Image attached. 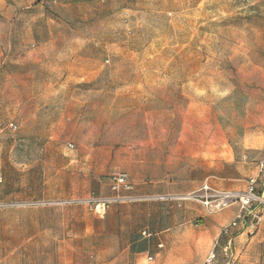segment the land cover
Returning a JSON list of instances; mask_svg holds the SVG:
<instances>
[{
    "label": "rangeland",
    "instance_id": "obj_1",
    "mask_svg": "<svg viewBox=\"0 0 264 264\" xmlns=\"http://www.w3.org/2000/svg\"><path fill=\"white\" fill-rule=\"evenodd\" d=\"M9 37L40 62L16 80L35 93H0V217L22 216L0 218V262L23 225L28 246H89L77 262L228 264L240 206L215 192L264 189V0H0ZM229 237L234 264H264V221Z\"/></svg>",
    "mask_w": 264,
    "mask_h": 264
},
{
    "label": "crops",
    "instance_id": "obj_2",
    "mask_svg": "<svg viewBox=\"0 0 264 264\" xmlns=\"http://www.w3.org/2000/svg\"><path fill=\"white\" fill-rule=\"evenodd\" d=\"M17 40L9 37L4 41H0V70L5 69L4 74L0 78L5 79H14L12 82H0V93L6 94H15L19 93H35V87L30 85V81L25 83L16 82L17 79H30L35 78L37 75L35 74L36 65L40 62L38 59L40 47L37 43H29V45L16 43ZM27 45V46H26ZM18 47L19 50H16ZM20 47V48H19ZM26 49V51L23 50ZM18 52V54L14 52ZM16 59V60H14ZM15 64V65H13ZM18 64V65H17ZM2 66V67H1ZM34 73V74H33ZM2 81V80H1ZM18 106H24L26 109H29L30 102H18L16 103ZM1 111H9L8 107H5L3 104H0ZM3 149H0V171H3ZM3 182L0 179V197L4 196L1 192V187L3 186ZM12 196V195H11ZM11 196H4L2 199L6 201ZM3 221H11V222H21L22 216L19 215L15 217L14 215H3L0 217ZM17 218V219H15ZM24 221V220H22ZM233 221V220H232ZM10 227V226H9ZM15 226H13L14 228ZM18 240L16 245L9 247L7 250L10 251L9 255H7L0 264H91L89 261V257H83L82 261H74L76 258H73L74 255H84L90 252L89 246H63L59 247L58 245H54L53 241H50L49 237H45L40 235V241L36 242L34 245L28 246L27 241V232L25 226H18ZM89 234V232H87ZM83 236L82 238H84ZM53 238H51L52 240ZM40 242V243H39ZM99 252L104 254H121L125 252L127 249H123V247L119 244H116L114 247H99ZM160 249V248H159ZM31 254H36L38 256L34 257L35 262L32 263L30 260L34 258L30 256ZM70 255L69 257H62L61 260L59 257L50 258L47 261L43 262L44 255ZM153 258V257H152ZM149 260V258H148ZM153 260V259H152ZM149 260V261H152Z\"/></svg>",
    "mask_w": 264,
    "mask_h": 264
},
{
    "label": "built area",
    "instance_id": "obj_3",
    "mask_svg": "<svg viewBox=\"0 0 264 264\" xmlns=\"http://www.w3.org/2000/svg\"><path fill=\"white\" fill-rule=\"evenodd\" d=\"M10 129L15 130L17 126L13 123L9 125ZM4 131V128L0 127V134ZM260 170L264 173V153L260 160ZM260 179L258 177H251L246 182V188L243 192H215L214 197L219 200V207L224 208L228 205L237 204L240 206V210L236 214L231 223L221 230L220 235L229 238L227 243L222 247V252L225 256V260H228V264L235 263V255L233 254V240L229 237L231 230L238 227H245L249 234H254L264 221V189L258 194ZM129 180L127 175L118 174L113 181V190L120 192L121 190H129ZM209 205V202L206 203ZM7 206L6 204H0V207ZM104 206V205H103ZM104 209V207H103ZM144 237H149L151 234L147 231L142 232ZM218 244V242H217ZM164 245L160 243L158 248L162 249ZM218 258V254L213 251L207 264H213ZM153 258L150 257L149 260Z\"/></svg>",
    "mask_w": 264,
    "mask_h": 264
}]
</instances>
